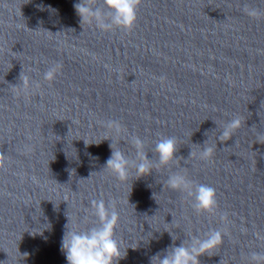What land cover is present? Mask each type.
<instances>
[{"label": "clouds", "instance_id": "obj_1", "mask_svg": "<svg viewBox=\"0 0 264 264\" xmlns=\"http://www.w3.org/2000/svg\"><path fill=\"white\" fill-rule=\"evenodd\" d=\"M142 0H80L74 5L75 11L81 19V24L94 25L101 31H113L120 29L126 32L131 31L138 18V9ZM244 11L250 16H256L257 11L245 6ZM62 65L55 63L44 72L45 81H53L60 72ZM20 79L26 88L29 78L21 72ZM39 88V82H35ZM106 128L115 136H120L125 130L118 121L109 120ZM242 126L241 119L237 116L228 121L220 133L219 141L229 140L233 134ZM111 156L106 162L105 169L109 170L120 181H126L129 177V170L135 169L137 179L148 176L154 167L170 165L177 160V140L175 137H162L155 144L154 152L157 159L155 163L149 159L144 151V142L141 138L134 136L131 139L136 149V158L130 159L125 153L113 147L114 141L111 138ZM257 142L264 144V133L257 137ZM85 144H89L86 143ZM213 147H203L200 152L201 159H208L213 154ZM195 155L192 151L190 157ZM6 157L0 152V171L5 170ZM169 188L186 192L192 198L193 209L198 213H213L217 208L216 190L207 184H195L185 174L173 173L167 181ZM92 215L96 217L97 223L84 230L69 228L64 233L61 242V251L65 254L68 264H118L119 260L126 256L122 252L120 242L116 238L115 230L119 225V213L115 201L107 204L103 199H93L91 202ZM86 219V218H85ZM175 241L176 239L173 238ZM223 237L220 230H211L205 238L193 236L190 242L183 241L180 246H171L166 254H157L152 258L151 264H201L200 257L209 255L215 249L222 246ZM251 261L253 264H264V254L252 252Z\"/></svg>", "mask_w": 264, "mask_h": 264}]
</instances>
